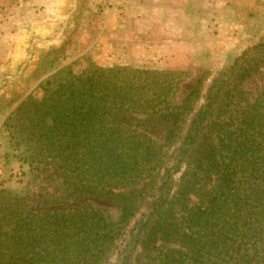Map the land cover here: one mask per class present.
I'll use <instances>...</instances> for the list:
<instances>
[{"label":"trees","instance_id":"1","mask_svg":"<svg viewBox=\"0 0 264 264\" xmlns=\"http://www.w3.org/2000/svg\"><path fill=\"white\" fill-rule=\"evenodd\" d=\"M263 64L264 40L181 102L183 70L90 62L48 76L3 123L20 160L57 164L46 205L92 196L121 213L35 210L0 185V264H105L133 223L117 264L138 248L145 264H264V88L251 100L243 87Z\"/></svg>","mask_w":264,"mask_h":264},{"label":"crops","instance_id":"2","mask_svg":"<svg viewBox=\"0 0 264 264\" xmlns=\"http://www.w3.org/2000/svg\"><path fill=\"white\" fill-rule=\"evenodd\" d=\"M74 2V9L65 15V0H0V65H9L29 48L35 52L60 48L68 38L66 27L71 13L77 11L79 0ZM258 3L259 0H87V10L80 16L86 18H82L66 55L56 65H65L91 49L99 51L94 56L103 65H167L165 68L178 70L220 65L242 45L243 31L256 20L249 22V16ZM104 9H108V25L98 43V27L87 22H95ZM136 40L135 49L125 50L131 55L123 62L121 47ZM148 55L155 62L144 58Z\"/></svg>","mask_w":264,"mask_h":264},{"label":"rangeland","instance_id":"3","mask_svg":"<svg viewBox=\"0 0 264 264\" xmlns=\"http://www.w3.org/2000/svg\"><path fill=\"white\" fill-rule=\"evenodd\" d=\"M85 2H87V0H79L78 7L76 9L77 11L71 13L70 22L66 27V35L68 38L64 39V44L60 48L53 49L49 52H35L34 48H29L27 53L17 57V60L13 62L11 61L9 65H0V185L13 191L30 194L31 209L42 210L45 208H64L69 210L76 207L89 206L104 211L105 213L111 215L114 220H117L121 210L116 204L106 198L84 196L80 199L71 200L61 199L59 201H53V199H50L49 203L46 205L45 199L51 198V194H55L54 191L57 188V184L54 186L52 184V175L59 172L57 164L52 162L48 166L41 165L39 167L38 164H34L32 166L29 165L28 162L20 160L19 156L22 155V152L14 147L9 130H7L3 124L8 115H10L11 112L17 108L19 103L28 95L33 94L36 97H42L44 92L40 87L41 82L65 65L73 63L75 69H82L90 62H95L102 66L105 65L101 64V62L97 60L96 56H94L99 51L92 49L79 55L77 58L69 61L65 65H56L61 62L60 58L62 55H66L75 29L83 22V19L86 18L85 16L80 18L82 12L87 10V7L84 4ZM74 4V0H65V15L74 9ZM258 4L259 5H256L252 9L254 11L251 12V15L249 16V22H252V18L256 19L252 22L254 25L249 24V27L245 28V31H243L244 41L242 45L240 48L238 47V50L235 49L237 51H234V53H227L228 55L224 58V61H222L223 64L220 63V65H214V68L208 65H199L193 70H183L189 72L190 75L182 83L177 97L178 102H181L185 95L193 88L198 77L204 75L206 77L205 87L208 86L217 73L231 65L235 57L240 55L244 49L264 40V0H259ZM98 15L99 17H96V19H98L95 22H87V24H94L98 27V33L96 32V36H98L99 39H97L96 42L100 43L102 40L101 36L108 25V9L102 10L98 13ZM257 20H260V22L258 23ZM137 41L138 40L125 43V45L121 47L122 52L120 56L123 57V62H125L131 55H128L126 51L135 49V43ZM134 52L135 51H133V53ZM151 56L149 57L148 55V57L145 56L144 58H147L146 60H148L149 63L155 62V58ZM114 65L128 64L115 63ZM128 66L178 70L165 68L167 65L129 64ZM243 87L249 92L250 99L254 100L259 90L264 88V64L257 72L243 82ZM203 101L204 100H201L200 103H203ZM167 127L168 126L166 124H157L149 131V133L156 141L162 143L164 142L167 134ZM171 153L172 150L170 151V155ZM179 175L180 174L176 175V179ZM194 200H196V198H194ZM140 216L141 214L138 215V217ZM133 224L128 228L127 234L124 238L119 242L114 250L110 252L105 264L118 263L119 258L123 255L125 244L129 239L128 232ZM151 253L154 255L156 254V251H152ZM149 258L150 254L147 255V253L143 252L141 248H138L135 250L131 259L134 264L137 262L138 264H145Z\"/></svg>","mask_w":264,"mask_h":264}]
</instances>
